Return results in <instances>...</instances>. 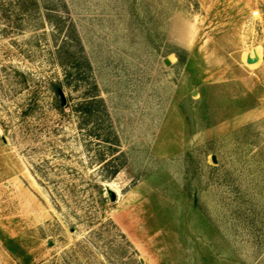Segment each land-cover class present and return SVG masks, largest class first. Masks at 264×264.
I'll return each mask as SVG.
<instances>
[{"label":"rangeland","instance_id":"rangeland-1","mask_svg":"<svg viewBox=\"0 0 264 264\" xmlns=\"http://www.w3.org/2000/svg\"><path fill=\"white\" fill-rule=\"evenodd\" d=\"M0 264H264V0H0Z\"/></svg>","mask_w":264,"mask_h":264},{"label":"water","instance_id":"water-1","mask_svg":"<svg viewBox=\"0 0 264 264\" xmlns=\"http://www.w3.org/2000/svg\"><path fill=\"white\" fill-rule=\"evenodd\" d=\"M247 60H248V61H252V60H254V58L251 57V56H248V57H247ZM164 62L167 63V64L170 63L169 58H168V57H165V58H164ZM211 158H212L213 161H216V157H215L214 155H212Z\"/></svg>","mask_w":264,"mask_h":264},{"label":"bare ground","instance_id":"bare-ground-1","mask_svg":"<svg viewBox=\"0 0 264 264\" xmlns=\"http://www.w3.org/2000/svg\"><path fill=\"white\" fill-rule=\"evenodd\" d=\"M257 59H258V55H256V58H254V60L248 61V63L252 64L253 62H256Z\"/></svg>","mask_w":264,"mask_h":264}]
</instances>
